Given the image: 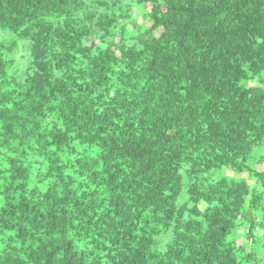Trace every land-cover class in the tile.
<instances>
[{"label": "trees", "instance_id": "trees-1", "mask_svg": "<svg viewBox=\"0 0 264 264\" xmlns=\"http://www.w3.org/2000/svg\"><path fill=\"white\" fill-rule=\"evenodd\" d=\"M257 227L264 0H0V264H264Z\"/></svg>", "mask_w": 264, "mask_h": 264}, {"label": "rangeland", "instance_id": "rangeland-1", "mask_svg": "<svg viewBox=\"0 0 264 264\" xmlns=\"http://www.w3.org/2000/svg\"><path fill=\"white\" fill-rule=\"evenodd\" d=\"M134 15L136 16V14L138 13V10L135 9L133 11ZM136 22H140L138 19L135 20ZM15 58H16V61H17V64L19 67H23L24 66V62L26 61V53H24L23 51H18L15 55ZM226 173H228L230 176H234L236 178H245L248 183H252L253 180L251 178H249L248 174L246 172H242V173H233L231 172L230 170L226 171ZM259 234H263L264 233V229L263 228H260V227H257V230H256Z\"/></svg>", "mask_w": 264, "mask_h": 264}]
</instances>
